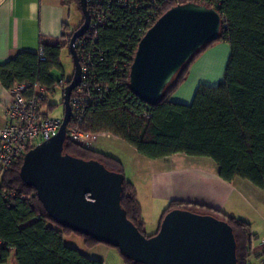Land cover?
Here are the masks:
<instances>
[{"label": "trees", "instance_id": "trees-1", "mask_svg": "<svg viewBox=\"0 0 264 264\" xmlns=\"http://www.w3.org/2000/svg\"><path fill=\"white\" fill-rule=\"evenodd\" d=\"M187 1L217 9L221 17L218 38L200 47L172 77L159 101L150 105L130 90L128 74L115 77L106 73L115 56L127 58L130 65L140 38L129 39L119 27L103 28L98 43L104 48L105 61L98 64L96 70L109 89L85 109L79 127L88 132H108L148 158L175 153L209 157L222 179H246L264 191V0H179L180 3ZM61 2L80 11V0ZM81 23L82 17L77 27ZM71 32L57 39L40 36L37 51H19L1 63L2 86L10 90L16 84L24 83L29 87L28 92H32L35 85L54 90L59 80L51 76V70L60 67L61 50L68 47ZM122 39L132 43L128 52H121L117 45ZM220 41H226L229 46L222 78L214 86L200 84L188 104L173 101L171 96L186 78L192 62ZM39 51L43 59H40ZM42 103L43 107L46 104V113H49L52 104L48 103V98ZM64 152L96 159L106 168L123 173L119 159L79 145L71 141L68 134ZM21 162L22 156L0 174V263L7 262L12 255L16 264H103L102 260L64 243L63 234L72 230L54 221L35 189L23 182L19 176ZM120 204L138 230L150 236L143 230L144 220L136 188L125 177ZM174 208L208 213L227 221L236 241V264H251L254 234L249 222L220 210L177 199L168 202L160 222ZM81 235L90 242H98L89 235ZM121 255L126 264H142Z\"/></svg>", "mask_w": 264, "mask_h": 264}, {"label": "water", "instance_id": "water-1", "mask_svg": "<svg viewBox=\"0 0 264 264\" xmlns=\"http://www.w3.org/2000/svg\"><path fill=\"white\" fill-rule=\"evenodd\" d=\"M82 23L72 30L68 51L73 73L62 91L61 124L48 140L22 157L19 176L35 189L48 215L72 231L116 247L142 264H236L231 225L212 214L174 208L158 230L145 236L120 204L124 174L96 159L64 152L71 106L80 83L81 66L75 40L87 29L86 0H80ZM221 17L214 7L192 1L165 10L140 38L128 73V86L141 101L153 105L182 65L203 45L218 38Z\"/></svg>", "mask_w": 264, "mask_h": 264}, {"label": "crops", "instance_id": "crops-1", "mask_svg": "<svg viewBox=\"0 0 264 264\" xmlns=\"http://www.w3.org/2000/svg\"><path fill=\"white\" fill-rule=\"evenodd\" d=\"M72 7L75 6L64 5L61 0H0V64L12 58L19 51H37L40 36L57 39L62 34H69L77 27V24L70 21ZM228 54L229 46L226 41L216 42L208 47L192 62L186 78L174 91L171 99L175 102L188 104L200 84L216 85L222 78ZM9 97V90L0 83V125L7 121L4 105ZM107 138L115 137L110 134ZM177 154L161 158H148L140 153L134 154L138 167L134 169V177L129 181L136 185V195L140 205L143 207L141 195L147 192L151 198L161 197L164 200L160 203L161 205H158L163 207L158 208L156 216L154 215L158 219V224L153 233L159 227L161 215L168 204L167 202L172 199L196 203L226 212L229 215H236V211H239L236 207L237 200L241 198L242 190L254 194L244 183L246 179L235 178L232 181L222 179L218 175L217 166L212 159V162L205 163V167L198 165L206 170L201 173L197 172V174L190 169H181L184 166L183 163H180L181 160L171 165L169 159H174ZM164 160H167V163L162 162ZM165 164L171 166L166 167ZM191 164L193 166L194 163ZM186 187L189 189H185ZM142 188H144V192ZM177 188H180L181 192H174L173 189ZM253 196L257 200L261 199L256 195ZM233 197L235 200L230 203ZM142 218L146 225L145 221L148 217L143 210ZM252 252L253 255L257 254L255 256L258 258L256 261L259 264L264 259V254H259L260 250L257 246L252 247ZM10 259L11 256L7 262L0 264H11ZM12 264H16L14 257Z\"/></svg>", "mask_w": 264, "mask_h": 264}, {"label": "built area", "instance_id": "built-area-1", "mask_svg": "<svg viewBox=\"0 0 264 264\" xmlns=\"http://www.w3.org/2000/svg\"><path fill=\"white\" fill-rule=\"evenodd\" d=\"M179 3V0H86L88 27L74 42L81 66V79L69 97L71 126L67 125V134L71 141L93 148L98 137L110 135L103 131H83L79 127L85 109L96 103L103 91L109 89L96 70V66L105 61L104 48L98 43L101 30L109 26L119 27L129 39L136 36L141 38L165 10ZM117 45L124 53L132 48V43L125 39L118 40ZM39 57L44 58L40 51ZM129 68L127 58L115 56L106 73L122 76L129 73ZM66 84V79H60L57 86L63 89ZM28 89L27 84H16L9 90L10 97L4 105L7 121L0 125V174L18 157H23L27 148L34 147L35 139H39V143L48 140L57 132L62 121V116H49L46 113L45 103L43 107L42 101L54 90L38 85L33 87L32 92H28ZM144 115L148 116V113L144 112ZM258 248L264 254V238L259 241ZM259 264H264V259Z\"/></svg>", "mask_w": 264, "mask_h": 264}, {"label": "rangeland", "instance_id": "rangeland-1", "mask_svg": "<svg viewBox=\"0 0 264 264\" xmlns=\"http://www.w3.org/2000/svg\"><path fill=\"white\" fill-rule=\"evenodd\" d=\"M82 14L81 11L77 10L75 7H72L70 12V21L79 24L81 20ZM73 73V62L72 58L69 54L68 47H65L61 50L60 54V67H54L51 70V76L55 80H60L62 78L69 79ZM62 91L63 89L59 86H56L54 92L48 96V103L52 104L51 110H49V116H62L63 113V104H62ZM47 107V106H46ZM39 139H35L33 145H37L39 143ZM93 149L101 151L103 153L112 155L114 157H119V159L123 166V173L125 179L129 180L134 177V169L138 167V163L135 160L134 154H138L133 146L126 143L124 140L115 137V138H107L104 136L98 137L97 141L94 143ZM174 159H169V163L173 165V163L180 161L183 163V168L191 170L193 173H201V171H205L206 168L200 166H206V162H212L209 157L205 156H190L183 153H178L175 155ZM147 159L146 157H143ZM208 160V161H202ZM162 162L167 163V160ZM157 163V161H156ZM194 163L193 166H191ZM171 165L165 164L166 167H170ZM200 165V166H198ZM179 167V166H178ZM137 179V176H136ZM249 189L252 190L254 194H251L250 191L242 190L241 198L237 200V209L240 211H236V215H233L237 218H241L250 223V231L254 234L251 239L252 247H258L259 241L264 238V191L260 188L252 185L249 181L244 182ZM134 186H136L134 184ZM136 188V187H135ZM147 189V188H146ZM185 189H189L186 187ZM242 189V188H241ZM174 192L180 191V188L173 189ZM144 192V188H142ZM149 193H145L141 195V202L143 207L141 208L146 214V225L144 224V233L146 235H151L157 228L158 219L154 217L156 216L158 208L161 209L163 206H158L160 203L164 202L161 197L151 198ZM253 195L261 197L260 200H257ZM138 198V197H137ZM139 200V199H138ZM235 197L231 198L230 203H233ZM169 202V201H168ZM167 202V203H168ZM166 203V202H165ZM164 204V203H163ZM161 205V204H160ZM226 213V212H225ZM153 215V216H148ZM64 243L67 245L73 246L77 248L83 254L93 257L96 259H100L103 261V264H126L122 255L116 247H113L104 242H90L85 236L73 232L68 231L63 234ZM256 256L251 255L250 261L252 264H258L256 261ZM11 264L13 262V257L11 255Z\"/></svg>", "mask_w": 264, "mask_h": 264}]
</instances>
